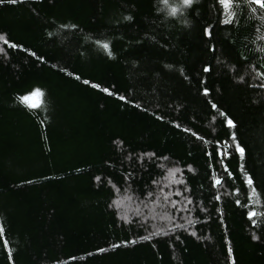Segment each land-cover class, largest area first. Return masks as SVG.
Wrapping results in <instances>:
<instances>
[{"label": "trees", "instance_id": "16d2710c", "mask_svg": "<svg viewBox=\"0 0 264 264\" xmlns=\"http://www.w3.org/2000/svg\"><path fill=\"white\" fill-rule=\"evenodd\" d=\"M213 2L199 0V14H189L187 24L183 17H168L166 9L157 12L165 8L158 0L0 4V35L28 50L0 40V221L14 264H226L228 246L236 264H264V235L250 238L245 210L235 204L245 203L246 194L257 206L264 198V88L242 59L262 62L258 50L264 44L253 43L250 31L252 24L261 25L254 18L240 20L238 29L219 24ZM128 15L133 19L123 20ZM73 24L75 29L61 27ZM205 26L214 29L212 39L203 36ZM103 43L110 44L111 57ZM204 65L211 71L204 73ZM33 87L44 91V107L29 111L16 97ZM104 87L115 95L102 92ZM205 87L208 96L202 94ZM213 103L234 120L246 150L243 161L205 154L213 146L220 149L217 138L223 141L228 131ZM121 149L162 154L181 168L185 183L178 190L193 201L188 226L173 229L151 211V220L134 216L131 225L117 210L114 215L109 188L94 177L112 178L105 161ZM241 163L259 197L241 188ZM225 167L233 179L227 180ZM158 171L148 169L161 180ZM148 173L135 175L150 183ZM218 178L224 182L212 187ZM156 205L148 207L158 211ZM173 222L181 224L178 218ZM137 223L149 231L166 224L170 235L141 240L147 232ZM129 240L136 243L110 247ZM98 248L108 250L97 253ZM0 264H8L2 245Z\"/></svg>", "mask_w": 264, "mask_h": 264}, {"label": "snow or ice", "instance_id": "6c2138e0", "mask_svg": "<svg viewBox=\"0 0 264 264\" xmlns=\"http://www.w3.org/2000/svg\"><path fill=\"white\" fill-rule=\"evenodd\" d=\"M5 2L10 4H18L24 3V0H0V4H3ZM158 2L162 3L165 8H157V12H164L166 9V15L168 17H183L184 19L182 20V22L184 24L188 23L186 17L189 14H199L198 12H196L195 8V5L199 2V0H176V2L171 4L169 3V0H158ZM213 7L217 13L218 23L222 25H232L233 27L238 29L240 20L251 21L254 18L260 23L261 27H256L255 24L251 25L250 31L256 37L253 43L261 42L262 44H264V33H262V28H264V0H214ZM132 19L133 17L130 15L123 17V20L125 21H131ZM61 27H70L72 29H75L77 26L73 24L61 25ZM213 31L214 29L208 26L202 28L203 36L207 37L208 39H212ZM49 35H51V33H49ZM0 40H3V42L11 49L19 48L23 51H28L27 49H24L22 45H19L17 43H9V41L5 38L4 35H0ZM100 46L108 53L109 57L112 56L109 43H103ZM209 50L214 51V46H212ZM258 52L260 60L262 61L258 64H251L250 58L248 56H244L242 57V59L245 62H249L250 69H255L254 72L250 71V74L258 78V80L260 81L258 86L260 88H264V46L260 47ZM29 54L32 56H36L35 52H30ZM250 55L252 59H256L257 53L252 52ZM37 59L43 60V57H37ZM202 71L204 73H208L211 71V68L208 65H204ZM75 78L77 80L80 79L79 76H76ZM83 83L87 85L90 82L88 80H84ZM201 83H203V81H201ZM91 86L93 88L100 87L97 84H92ZM100 90L104 93H107L109 96L115 95V93L110 91L107 87L101 88ZM202 94L204 96H208L209 89L205 87L203 89ZM44 97L45 93L42 89L38 87H33L18 94L16 100L19 104L26 107L29 111H32L39 110L44 107ZM117 98L122 101H127V98L124 96L118 95ZM134 106L136 108L141 107L140 104H135ZM211 108L219 111V115L221 117H224L223 124L228 131L226 132V138L223 141L217 138V143L221 145L220 149H217L215 146H213V151L211 153L205 154L209 155L212 159H216L217 157L225 159L232 156H238L239 159L243 161L246 156V150L245 147H243L239 143L236 136V132L233 131L236 128L234 120L230 118L227 113L220 111L215 103L211 105ZM157 119L160 120L163 119V117L158 116ZM175 127L180 128L181 126L179 124H176ZM183 130L185 132L189 131V129ZM192 135L196 136V133L193 132ZM196 138L199 140L203 139L200 136H196ZM113 143L122 144L123 142L114 141ZM225 145H227V148L225 147ZM228 148L232 149V151H228ZM117 164L120 165L119 169H117L116 167ZM125 165H127V167H125ZM105 167V174L112 178L105 180L103 176L97 175L94 177V180L98 183L105 184L109 188L111 203L108 205V207L114 210V215L116 213V210L120 209L125 201H130L134 203L138 202L142 204V206L145 208L148 207V204L150 202L155 203L156 199L158 198V193L164 192L162 180H167L170 177H175L178 173L181 172V168L176 166L175 163L171 161L170 158L167 156H164L162 154L158 155L155 152L134 153L128 151L127 149H121V152L118 156L106 160ZM149 168L159 169L156 175L160 176L162 179H154L151 173H148ZM107 169H111V171L108 172ZM189 170L191 171V166H189ZM77 171L81 170L77 169ZM138 171L148 173L150 183H148L147 181L141 183V181L135 175V173H137ZM224 171L227 180H231L234 178L233 173L228 171L226 167ZM239 171L241 173V188L245 190V193L247 189H251L252 193L259 197L260 194L257 192L255 181L252 175L247 173L242 163L239 166ZM176 182L182 185L185 183L183 180H177ZM222 182L224 181L218 178L212 182V187L220 185ZM26 183H32V181H26ZM145 184H147V187L144 186ZM134 185L138 187H134ZM184 190L188 191L186 187ZM239 192L240 190L238 189L237 194H239ZM261 192H264V187L261 188ZM175 194L181 195L182 193L177 191ZM159 198L164 204L170 205V209H166L165 214L161 218L172 223L173 229H183L184 225L172 222L171 217L167 213L169 210L189 211L190 209H183L182 205L178 208L177 203L172 201L171 197L166 194L160 196ZM184 199L185 201H187L188 204L193 203V201L187 196H185ZM215 199L219 200L220 197L216 196ZM252 199L253 196H249L246 194L245 203L242 204L241 201L237 199L235 201V204L245 210L242 212V215L246 217V222L252 230L250 238L253 241H258L261 239V235H264V198L261 199L259 206L250 203ZM137 211H139V209H137ZM126 215H128L127 212L122 213L120 219L123 221ZM128 223L131 225L133 223H136V221L131 220L128 221ZM136 226L144 228L147 232L146 235L140 237V239L144 241H150L155 236H169L171 231L167 229L166 224L158 225L155 230L151 231L148 230L147 226L144 223H137ZM257 233L260 234L258 235ZM191 235L196 236L197 232L193 231L191 232ZM176 239H179V237H176ZM135 243V240H129L124 241L121 244L113 243L110 247L112 249H116L121 246H127V244ZM0 245H2V248L6 253L8 264H14L13 251L9 240L7 239L5 225L2 221H0ZM107 250L108 249L106 248H98L97 253H103ZM226 252V264H236L232 247L228 246ZM89 255H92V253H89Z\"/></svg>", "mask_w": 264, "mask_h": 264}, {"label": "rangeland", "instance_id": "374dc122", "mask_svg": "<svg viewBox=\"0 0 264 264\" xmlns=\"http://www.w3.org/2000/svg\"><path fill=\"white\" fill-rule=\"evenodd\" d=\"M180 180L179 175L177 174L175 177H170L167 180H162V186L164 187L163 193H158V198L156 199L157 205L152 208H158V211H154V209H149V207L145 208L142 206V204L136 202H130L125 201L123 206L118 209L119 217H121V214L124 212H127L128 215L125 216L124 220L128 221L132 219L134 216L141 218L142 221H146L147 219L151 220L152 218L147 215L149 211H151L152 216H157L156 220H159L161 223H166L165 219H162L161 217L165 214L166 209H170V205H166L162 202V200L159 198L160 196L166 194L171 197V200L177 203V207L183 206V209H187L188 203L183 199L181 195H176L175 193L178 190V186L180 183H177L176 181ZM180 192V191H179ZM177 198H182V201H177ZM139 209V211H137ZM174 212V213H173ZM171 218V221H176L177 218L178 221L181 222L185 227L188 226V223L191 222V218L189 217V213L184 210L175 211V210H169L167 213ZM159 216V217H158Z\"/></svg>", "mask_w": 264, "mask_h": 264}]
</instances>
